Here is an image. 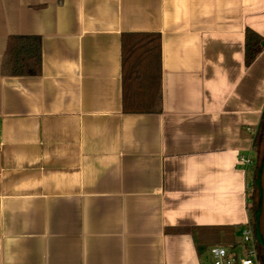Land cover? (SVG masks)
<instances>
[{
  "label": "crops",
  "instance_id": "crops-1",
  "mask_svg": "<svg viewBox=\"0 0 264 264\" xmlns=\"http://www.w3.org/2000/svg\"><path fill=\"white\" fill-rule=\"evenodd\" d=\"M246 28L264 39V0H0V264H203L199 227L239 245L264 113ZM142 32L161 111L126 113L121 36ZM10 35L41 38L40 75L1 73Z\"/></svg>",
  "mask_w": 264,
  "mask_h": 264
},
{
  "label": "trees",
  "instance_id": "trees-1",
  "mask_svg": "<svg viewBox=\"0 0 264 264\" xmlns=\"http://www.w3.org/2000/svg\"><path fill=\"white\" fill-rule=\"evenodd\" d=\"M263 38L246 28L244 31L243 60L250 66L260 53ZM122 60V106L126 113H152L161 111V41L157 33H124L121 36ZM41 38L37 35H10L1 64V73L7 76H37L41 73ZM264 131V113L253 138L252 149L257 151ZM257 182L260 199L253 204L249 195V224L257 225L261 208L259 176ZM256 180V178H255ZM256 183V184H255ZM197 237L201 246L207 244H230L235 246L234 226L199 227ZM193 230V229H188Z\"/></svg>",
  "mask_w": 264,
  "mask_h": 264
},
{
  "label": "built area",
  "instance_id": "built-area-1",
  "mask_svg": "<svg viewBox=\"0 0 264 264\" xmlns=\"http://www.w3.org/2000/svg\"><path fill=\"white\" fill-rule=\"evenodd\" d=\"M255 137L257 129L247 128ZM254 163L251 155H240L238 164L248 166ZM210 260L203 264H261L258 258L257 239L253 227L247 223L241 231V242L239 245L231 246L224 244H213L208 247Z\"/></svg>",
  "mask_w": 264,
  "mask_h": 264
},
{
  "label": "rangeland",
  "instance_id": "rangeland-1",
  "mask_svg": "<svg viewBox=\"0 0 264 264\" xmlns=\"http://www.w3.org/2000/svg\"><path fill=\"white\" fill-rule=\"evenodd\" d=\"M263 139H264V131H263ZM263 160H264V141L263 142L261 141V150H260V156H259L258 165H257L258 172H257L256 180H255L256 182H257V179H258L257 177H258L259 171H260V165H261V162ZM249 193L250 194L252 193V195H253V199H252L253 201H251V202L252 203L254 202L253 204L257 205V203L259 202V199H260V192H259L258 186L256 185V186L252 187ZM254 235H255V238L257 239L258 258H259L261 264H264V242L259 237V231H258L257 225H255V227H254ZM226 245H230V244H226Z\"/></svg>",
  "mask_w": 264,
  "mask_h": 264
},
{
  "label": "water",
  "instance_id": "water-1",
  "mask_svg": "<svg viewBox=\"0 0 264 264\" xmlns=\"http://www.w3.org/2000/svg\"><path fill=\"white\" fill-rule=\"evenodd\" d=\"M264 44V41H263ZM259 182H260V189H261V208L258 215V231H259V237L264 242V162L261 168L260 176H259Z\"/></svg>",
  "mask_w": 264,
  "mask_h": 264
}]
</instances>
